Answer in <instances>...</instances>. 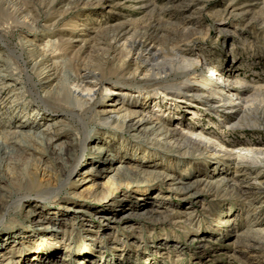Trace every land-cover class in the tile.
Wrapping results in <instances>:
<instances>
[{"label": "rangeland", "instance_id": "rangeland-1", "mask_svg": "<svg viewBox=\"0 0 264 264\" xmlns=\"http://www.w3.org/2000/svg\"><path fill=\"white\" fill-rule=\"evenodd\" d=\"M229 4L234 8H227ZM14 9L23 11L13 20L9 14ZM152 29L158 30L160 38L132 66L145 61L148 69L136 75L122 70L128 61L129 40ZM118 30L125 31V35L114 44L111 38ZM0 31L4 36L0 50L8 52L1 63L13 73L4 77V82L20 87L15 96L8 92L0 101V137L13 132L14 123H33L27 131L50 139L60 154L68 150V163H76V173L80 174L75 178L85 179L76 189L81 192L93 188L88 181L94 177L84 169L90 157L98 154L102 159L122 160L125 166L144 160L145 169L150 171L153 167L156 171L172 169L173 180L167 178L163 184L162 177L153 174L154 179L138 187L141 191L128 189L126 196L120 191L97 204L77 198L62 207L54 198L44 209L31 207L25 199L8 219L18 211L35 209L45 211L46 220L77 225L71 238L54 249L45 248L48 255H55L66 250L63 245L70 246L66 253L69 256L61 261L52 258L47 264H89L87 259L98 260L95 264H120L115 261L120 255L128 261L124 264H249V260L230 258L241 252L253 257L260 254L263 249L241 246L236 236L256 224L260 226L254 229L264 233V185L250 181L252 176L242 179L243 168L250 165L261 172L264 183V163L256 154L264 152V0H0ZM178 47L212 64L216 74L203 68L201 62H194L187 67V76H178L171 57ZM36 67L54 74L56 79L49 83L53 77L38 76ZM81 73L94 77L83 83L96 93V114L84 110L89 105L73 102L79 116L62 118L65 110L52 93L68 94L72 79ZM223 75L226 82L248 88L245 104L237 99L228 104L232 108L223 109L218 104L208 107L203 98L189 95L191 100L179 106L178 99L157 87L182 81L201 93L208 88L207 82L217 83ZM95 78H104L107 83L100 86ZM113 90L117 93L110 92ZM138 92L152 93L156 98L143 103V95ZM213 95L224 96L217 89ZM135 106L154 112L166 125H186L194 134L208 135L214 151L181 155L151 141L150 136L148 140L135 132L134 137V132L129 134L110 125V121L119 120L121 107ZM240 106L244 108L238 111ZM65 120L67 126L54 128V124ZM83 121L89 122L91 137L85 145L74 147L78 152L80 147L84 149L80 157L67 142L83 137ZM0 145V154L6 151L10 161L3 164V170L26 168L32 163L31 151L22 154L10 143ZM100 145L104 150L97 153L95 148ZM237 155L245 159L240 162ZM42 157L49 161L46 155ZM196 177L229 184L227 188L214 181V185H198ZM172 188L177 191L172 192ZM241 191L253 196L251 205L239 199ZM98 216L102 217L98 220ZM10 228L0 227V239L6 244L21 241V235H31L34 228L40 227L35 222L29 226L23 220ZM52 228L56 226L45 229ZM10 233L14 238H9ZM41 236L36 237L43 239ZM46 241L42 245H47ZM37 250L41 253L40 248Z\"/></svg>", "mask_w": 264, "mask_h": 264}, {"label": "bare ground", "instance_id": "bare-ground-1", "mask_svg": "<svg viewBox=\"0 0 264 264\" xmlns=\"http://www.w3.org/2000/svg\"><path fill=\"white\" fill-rule=\"evenodd\" d=\"M227 8L233 9L234 6L232 4H229L227 5ZM22 11L23 10L19 9L15 12H11L9 14V17L14 20L20 13L22 14ZM123 35H125V31L122 30L116 31L111 38L112 42L114 41V44L115 43L118 44L123 39L124 37ZM159 38L160 35H158L157 29H152V32L145 31L143 33L137 34V36H135L133 39L131 38L132 40H129L130 49L129 51H127V53H129L127 58L128 61L124 63L122 70L128 72L131 71L136 75V74H142L146 69H148L145 61L144 62L142 61V64H140L139 66L135 64L137 65L135 68H132V66L133 63H137L139 58L144 56L143 53L148 51L149 46L154 47V44H156ZM111 39L109 42H111ZM3 40H4V36L2 31H0V41ZM181 48L182 47L173 49L172 51L175 52L171 54L173 56L170 55L171 57H173L172 60L173 63H175L177 66L178 76L181 77L187 76L190 72H188L186 69L188 66L194 64V62L195 63L201 62L203 68L206 67L208 71L212 70L211 73H213L214 75L216 74V71L215 69H213L212 64L204 63V60L201 57H199L198 55L194 56L192 52L183 53L184 51H182ZM7 54L8 52L6 53V51L2 52L0 50V101L3 100L4 96L8 92H10V94L15 96L14 93L18 91V89L20 88L16 83L5 84L4 82L3 79L4 77L13 75V73L8 69V66H6V64L3 65L1 63L4 61V56L6 58ZM191 57L195 58L196 60L192 59ZM139 61H141V59ZM164 70L162 72H164ZM34 72H36L38 76L45 75L44 78L47 79L53 77L54 75V74L51 75L50 73L48 74L46 70L40 72L38 69L37 71ZM56 77L57 76L51 78L49 83L53 82L56 79ZM89 78H94V77H90L86 73L78 74L75 78L72 79L71 87L69 88L68 94L63 95L61 91L57 93H52L54 94L53 97L55 99V102H57L58 106L65 110L62 118H66L67 116H69V119H73L79 116L77 113V109H75L77 105L74 104L73 102L76 103L81 102L84 103L85 105H89V106H85L84 110L89 109V111H92V113L96 114L95 109L97 108V104H98V101L94 99L96 93H93L92 90L87 89L86 85L83 83L84 79H89ZM221 78L223 79H220L219 81H217V83H212L211 81L207 82L206 84L208 85V88L201 90V93L199 92L197 93L192 87H190L186 83H182V81L179 83L159 85L157 87H160L161 89L163 87L165 89L164 90L165 94H167L171 98L178 99L179 106L180 105L182 106V104L187 102V100L188 101L191 100L189 95L193 97L196 96L198 98L199 97L203 98L208 107L218 104V107H222L223 109L232 108L233 106L229 107L228 104L230 103V101L237 99L240 100V103L244 102L245 104L246 100L244 99V96L247 95L248 88L241 84L237 85V83L226 82V78H224V75L221 76ZM95 81L98 82L100 86H104L107 83L104 78H95ZM121 85H126V84L121 83ZM137 88H140V86H137ZM167 89H175L176 91L166 92ZM214 89H217L218 93L224 96H219V95L214 96L213 95ZM110 92L117 93L114 90ZM138 93L139 95L140 94L143 95V99H144L143 103L156 98V95L152 93H151L152 95L149 93H142V92H138ZM47 97H50V94H48ZM237 108L239 111L242 110V108L244 107L240 106ZM119 111L122 112L121 113L122 115H120L119 120L110 121L111 123L110 125L112 126V124H114V126L112 127L115 129L125 130V132L129 134L134 132V137H137V134H135V132H137L140 135L142 134V136L147 138L148 140H151L150 138H148L150 136L152 138L151 141L164 146L165 149L168 151L179 153L181 155H188L195 152H204L207 154H212V152L214 151L213 143L210 142L208 135H204L202 133L194 134L190 126L183 125L181 126V128H178L177 123L173 126L166 125L164 120L158 117L154 112H150L145 110L144 108H139L136 106L126 107L124 110L121 107L118 110V112ZM66 122L67 121L65 120L62 121V123L54 124V128H56L58 125L62 126V124L67 126ZM99 122L100 123L103 122L102 119H99ZM88 124H89L88 121L87 122L83 121L82 125L84 128V135L81 139H79L78 141L74 139L75 142H71V141L67 142V145L72 146V149H74V154L76 152V155L79 154L80 157L84 155V149L80 147V152H78V150H76L74 147L78 144L85 145L86 141L89 140V138L91 137ZM13 125L12 126L15 130L13 132L10 131V134H5V137H0V142L2 144L10 143L14 147L17 146L15 151L21 152L22 154L31 151L32 163H30V166L26 168L23 167L16 168L14 166L13 167L9 166L11 168H9L8 170L6 169L3 170L2 168L3 164L10 163V161L6 156V151L0 154V179L4 180L3 185L0 184V225H1L0 227H4V228L8 227L9 229H12L10 227L18 226L20 222L25 220V222L29 223V226L30 224L32 225V223L35 222L38 224V227L40 228L39 229L34 228L33 234L31 235H27V234L21 235V237L18 238L21 241L13 240L11 241L12 243L6 244V241L0 239V244L5 245L3 247L0 245V264H47L48 260L52 258L53 260L58 259L61 261L66 256H69L66 253L71 250L70 246L67 247L66 245H63L64 248L66 247V250L55 255H48L47 253L49 251H46L45 248H47L48 250L54 249L58 247L57 245L58 243L60 244L67 237L71 238L73 236V233L76 232L78 229L75 223H72L70 226H67L62 224L61 222L56 223L48 219L46 220L45 211L36 212L35 209L31 211L27 209L25 211L22 210V212L18 211L19 212L18 214H16L15 216H11V218L8 219L10 215L17 213L15 212V210L18 209L20 204L25 199H28V202L31 203V207L34 208V206L32 205H37L38 207H43L44 209H46V207L52 204L50 200L54 198L58 199L57 200L58 203H56L57 206L59 205L62 207H65L64 205L66 203L68 202L70 203L71 199H77V198L79 200L81 198H84V200L86 201L88 200L89 202L91 200L92 204H97L100 202H106L108 199L112 197V195L120 191H122V193L125 192L123 194L124 196H126V192L128 189L134 188L137 189V191H141L138 187L144 185V183L142 182L144 181L149 182L152 179H154L153 174L161 176L162 177L161 180L163 184L167 178L173 180L172 169L170 168H167V170L163 168H159L156 171V167L155 168L153 167V171H150L148 169H145L146 167L144 165L147 166V164H145L147 162L144 160L143 161L137 160L133 164L131 165L127 164V166H125L122 165L123 163L121 162L122 160L119 159L117 160L113 158L102 159V156L98 154L97 156L90 157L89 160L91 161L87 162L89 164L84 169L85 170L84 173H87L88 171L91 174V176L94 177L93 180L89 179L88 181V182H92L93 188L85 191L86 193L81 192L76 189L77 186L81 185V183H84L85 179L78 180L77 178H75L80 174L76 173V163L75 164L68 163V159H67L69 154L68 150L65 151L63 154H60L55 148L52 147V145L50 144V139H46L44 136L41 137L40 135H35L34 133L27 131L26 128L31 127L33 123H25V124L14 123ZM99 130L100 129L96 131L97 134L100 133L98 132ZM55 135H58V131ZM32 140L35 143H32ZM148 140H144V141H148ZM36 143L39 147L35 145ZM107 146L108 148H110L108 144ZM102 150H104V148L101 145L95 148V151H97V153H100ZM134 154L136 155V153ZM256 154L262 156L260 162L264 163V152L259 151ZM42 155H46L49 161L48 160L46 161V159H44ZM237 156L240 162H242L243 159H245L243 155H237ZM43 169L50 170V173L46 174V171ZM242 172L245 173V176H243L242 179L250 178L252 176L253 178H250L249 179L250 181L251 180L259 181L260 185H264V183L261 181L262 180V177L260 175L261 172L257 173L258 171L256 172L252 168V166L250 165L245 166ZM39 174H41L42 176L41 178L39 177ZM155 179L157 178L155 177ZM212 181L218 182L219 186L225 188H227V185L229 184L226 181L212 180L210 179V177L203 179L197 178L196 182H198V185L201 184L210 185L211 183H213ZM66 187L69 188L66 190L65 189ZM171 191L176 192L177 189L172 188ZM238 197L239 199H243L245 202H247L248 205H251V203L253 202L252 200H254L252 195L247 194L244 191H241ZM131 199H138V198L132 196ZM101 217L102 216H98L97 219L99 220ZM53 219L55 220V218ZM257 222L260 223V221ZM49 225L50 226L55 225L56 228H52L50 230L45 229L46 227H49ZM258 226L260 225L259 224H256L255 226L253 225V228L251 229L250 227H247L246 231H243L241 234L237 235L238 237L236 236L237 239L236 242H238L241 246L242 245L244 246V244L246 245L248 244L250 248L263 249L262 251L260 250V254L253 257L251 255L245 254L244 252H241L239 256L238 255L236 256L235 255L236 253H234L230 259L239 258L245 261L248 260L251 261V263L249 264H264V233L261 229H254ZM37 230L39 232L36 233ZM24 231L26 232L27 230ZM24 231H22L21 233H25ZM37 235L40 236L42 235L41 237L43 239L40 238L41 239L40 240L39 238L36 237ZM49 236L51 237L48 238ZM9 238H14V233H10ZM45 238L48 242L44 240ZM42 240L46 241L47 245H42L43 243H45ZM119 247L123 248V246H119ZM39 248L41 250L40 251L41 253L37 254L39 252L37 249ZM31 254H35V255L32 256ZM115 261L120 264H124L128 262L127 259L121 257V255L117 256ZM85 262L89 264L90 263L95 264L98 263V260L96 261L93 259L92 260L87 259L85 260Z\"/></svg>", "mask_w": 264, "mask_h": 264}]
</instances>
